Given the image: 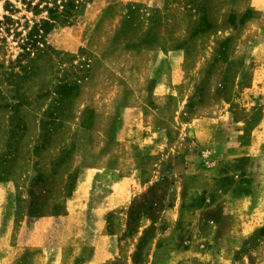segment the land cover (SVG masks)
Returning a JSON list of instances; mask_svg holds the SVG:
<instances>
[{"label": "rangeland", "instance_id": "obj_1", "mask_svg": "<svg viewBox=\"0 0 264 264\" xmlns=\"http://www.w3.org/2000/svg\"><path fill=\"white\" fill-rule=\"evenodd\" d=\"M45 19L0 0V264H264V0H88L22 59Z\"/></svg>", "mask_w": 264, "mask_h": 264}, {"label": "trees", "instance_id": "obj_2", "mask_svg": "<svg viewBox=\"0 0 264 264\" xmlns=\"http://www.w3.org/2000/svg\"><path fill=\"white\" fill-rule=\"evenodd\" d=\"M21 0L26 9L35 16L42 13L47 14V19L41 20L28 30L26 35L15 32L19 38L22 50V59H38L53 53L54 51L48 44V36L57 26H67L75 18L82 8L88 4V0ZM34 57V58H31Z\"/></svg>", "mask_w": 264, "mask_h": 264}]
</instances>
